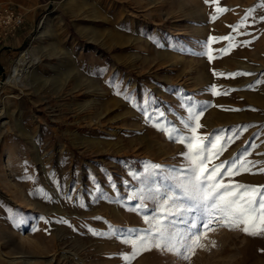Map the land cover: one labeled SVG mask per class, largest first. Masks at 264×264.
Listing matches in <instances>:
<instances>
[{
    "label": "rangeland",
    "instance_id": "rangeland-1",
    "mask_svg": "<svg viewBox=\"0 0 264 264\" xmlns=\"http://www.w3.org/2000/svg\"><path fill=\"white\" fill-rule=\"evenodd\" d=\"M262 4L0 0V17L22 20L10 33L0 26V104L10 125L0 132V264H264V234L219 219L205 232L199 211L183 216L197 222L189 235L201 233L191 254L180 245V254L153 248L123 259L133 251L124 241L147 235L163 215L154 190L187 174L180 137H233L210 163L245 152L261 163L222 182L264 186ZM32 46L42 56L27 87L6 82ZM200 112L192 134L185 124Z\"/></svg>",
    "mask_w": 264,
    "mask_h": 264
},
{
    "label": "snow or ice",
    "instance_id": "snow-or-ice-1",
    "mask_svg": "<svg viewBox=\"0 0 264 264\" xmlns=\"http://www.w3.org/2000/svg\"><path fill=\"white\" fill-rule=\"evenodd\" d=\"M209 0H205L208 3ZM264 7V4L261 5ZM226 11L223 8H217V14ZM251 14L248 10L246 15ZM212 19H216L213 15ZM264 19V17H261ZM231 39V37L211 38ZM247 43V42H245ZM220 51H225L221 49ZM209 60L213 57L209 54ZM249 73H232L231 76ZM219 95L220 93H214ZM226 94V93H225ZM203 113L193 114L189 117V122L185 124L190 133L195 134L202 127L199 123L200 116ZM161 115H163L161 113ZM192 121H195L193 126ZM170 138L176 136V130H168ZM233 137H222L221 135L207 136H183L178 142L186 144L187 151L182 155L188 161L187 174L182 172L178 177L171 179L177 181L167 190L161 184L154 191L162 200L161 210L162 217L155 219L156 226L146 229L147 235L138 237L135 240H126L125 243L132 245L133 251L131 255H123L125 261H130L143 252L150 251L153 248L160 251L174 252L180 254V245H184L186 251L191 254L196 247H202L199 244L201 233L195 232L188 234L192 229L197 228L196 220L183 219L185 213L199 211L203 214L200 223L203 225L204 231H211L210 225L215 219H219L221 226L229 229L240 228L248 235L264 234V186L246 185L241 183H224L222 177H231L241 174V172H250L255 164L261 162H253L247 159L249 153L245 152L242 156L230 158L220 163H210L222 155L228 143L233 142ZM195 141L193 143L192 141ZM223 141V143H221ZM207 165V166H206ZM154 169H160L161 165H152ZM264 172V168L260 169ZM174 187L179 191L172 192ZM171 192V194H170ZM184 200L191 203L186 205ZM180 217V219H170ZM186 225V231L180 232L176 230L177 224ZM215 242H213V245ZM184 259H188L185 255Z\"/></svg>",
    "mask_w": 264,
    "mask_h": 264
},
{
    "label": "bare ground",
    "instance_id": "bare-ground-1",
    "mask_svg": "<svg viewBox=\"0 0 264 264\" xmlns=\"http://www.w3.org/2000/svg\"><path fill=\"white\" fill-rule=\"evenodd\" d=\"M38 52H39V48H37L36 46L35 47L32 46L30 50L20 51V53L13 60L14 63L11 66V70L8 74L6 82L12 84L13 86H22V87L26 86L32 78L31 77L32 76L31 66L34 64L37 65V63L41 61L42 55L38 54ZM1 84L2 83L0 81V85ZM7 112L8 111L6 110V107L3 104H0V132L1 133L9 132L10 130L9 120L7 118ZM9 159L10 157L6 158V161H5L6 165L9 164Z\"/></svg>",
    "mask_w": 264,
    "mask_h": 264
},
{
    "label": "built area",
    "instance_id": "built-area-1",
    "mask_svg": "<svg viewBox=\"0 0 264 264\" xmlns=\"http://www.w3.org/2000/svg\"><path fill=\"white\" fill-rule=\"evenodd\" d=\"M21 17L13 15L12 13H6L3 17H0V26L5 27V32H12L20 23Z\"/></svg>",
    "mask_w": 264,
    "mask_h": 264
},
{
    "label": "crops",
    "instance_id": "crops-1",
    "mask_svg": "<svg viewBox=\"0 0 264 264\" xmlns=\"http://www.w3.org/2000/svg\"><path fill=\"white\" fill-rule=\"evenodd\" d=\"M23 31V29H21V31L19 30L17 32V36H14V38H12V42L15 43V45H19L20 42L22 41V39L20 38V34H22L21 32Z\"/></svg>",
    "mask_w": 264,
    "mask_h": 264
}]
</instances>
